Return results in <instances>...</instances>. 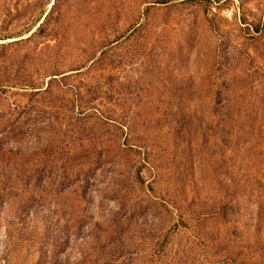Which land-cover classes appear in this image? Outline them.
<instances>
[{"label": "rangeland", "instance_id": "rangeland-1", "mask_svg": "<svg viewBox=\"0 0 264 264\" xmlns=\"http://www.w3.org/2000/svg\"><path fill=\"white\" fill-rule=\"evenodd\" d=\"M0 264H264V0H0Z\"/></svg>", "mask_w": 264, "mask_h": 264}]
</instances>
